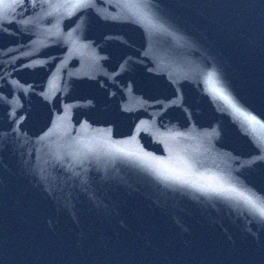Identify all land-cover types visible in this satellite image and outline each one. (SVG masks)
<instances>
[{
    "label": "water",
    "instance_id": "water-1",
    "mask_svg": "<svg viewBox=\"0 0 264 264\" xmlns=\"http://www.w3.org/2000/svg\"><path fill=\"white\" fill-rule=\"evenodd\" d=\"M4 46L0 264H264V0H0Z\"/></svg>",
    "mask_w": 264,
    "mask_h": 264
},
{
    "label": "snow or ice",
    "instance_id": "snow-or-ice-1",
    "mask_svg": "<svg viewBox=\"0 0 264 264\" xmlns=\"http://www.w3.org/2000/svg\"><path fill=\"white\" fill-rule=\"evenodd\" d=\"M221 99L224 101V103L230 107H233L234 110L237 112V114L239 113V109L236 108V106L234 105L233 101L227 96V95H222Z\"/></svg>",
    "mask_w": 264,
    "mask_h": 264
}]
</instances>
